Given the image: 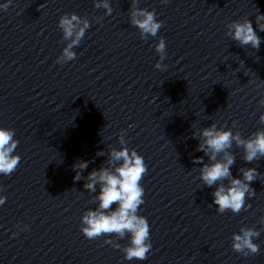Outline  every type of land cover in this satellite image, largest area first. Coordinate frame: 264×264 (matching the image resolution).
I'll return each mask as SVG.
<instances>
[{"label":"clouds","instance_id":"clouds-1","mask_svg":"<svg viewBox=\"0 0 264 264\" xmlns=\"http://www.w3.org/2000/svg\"><path fill=\"white\" fill-rule=\"evenodd\" d=\"M9 3L11 0L0 5V8L7 9ZM133 4H136V0H133ZM95 7H103L107 10V14L112 12L107 0H99V2L95 0ZM256 20L259 30L264 31V23H261L264 21V16L258 15ZM130 22L139 29L142 39H147L148 36L156 37L163 24L162 21L156 19L154 10L149 11L139 7L132 9ZM58 27L62 30L63 39L70 41L57 57L56 62L63 64L76 58L73 48L79 46L90 24L87 19L82 20L77 14L71 13L59 17ZM228 28V34L241 46L250 45L253 49H259L261 38L248 19L243 23L234 20ZM155 51L159 54L160 61H163L166 56V44L163 37L155 44ZM160 61L154 67L159 70L166 69L167 66ZM260 123L264 124V115H261ZM235 126L233 122V127ZM14 135V130L0 127V174L6 176L11 175L20 162V156L13 154L18 145ZM200 135L204 139L198 150L203 151L212 163L205 164L200 169L199 178L209 187L218 181L228 180L227 185L220 183L213 192V203L217 206L219 213L230 210L233 214H238L246 207V196H254L255 192L250 188V182L254 181L259 173L256 168H242L240 171L243 179L232 178L230 168L235 157L227 150L231 149L235 142L237 147L244 149V161L251 163L264 157V130H257L248 138H242L239 132L234 134L231 129L218 128L213 123L202 129ZM119 142L121 145L126 144L123 134L120 135ZM220 153L224 154L223 160L217 159ZM102 154L98 153V155ZM202 159V157H197L195 162L199 163ZM113 162H119L113 170L101 168L93 170L88 175V183L84 185L87 190L95 192L97 184L100 185L99 194L95 197L98 205L95 210L89 209L82 215L80 231L85 238L90 240L110 234H115L117 238L122 239L129 234V245L121 249L124 259L143 261L147 259V254L152 248L147 219L137 214L139 206L144 203V189L140 181L148 170L147 165L135 149L129 150L127 147L111 150L109 163ZM87 167V161L73 165L74 169H86ZM80 178V173L77 172L74 180L78 181ZM5 200L6 197L0 196V205L5 203ZM113 205H116L115 210H113ZM259 235V231L254 228L242 227L239 233L232 235L233 250L244 256L257 254L259 245L253 241ZM105 243H113V241L106 240ZM113 246L120 247L115 243Z\"/></svg>","mask_w":264,"mask_h":264}]
</instances>
